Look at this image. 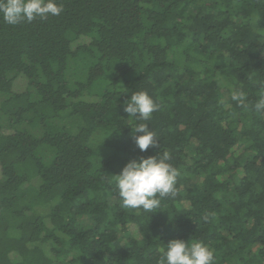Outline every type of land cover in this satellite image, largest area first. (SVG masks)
Listing matches in <instances>:
<instances>
[{
    "label": "trees",
    "instance_id": "trees-1",
    "mask_svg": "<svg viewBox=\"0 0 264 264\" xmlns=\"http://www.w3.org/2000/svg\"><path fill=\"white\" fill-rule=\"evenodd\" d=\"M56 2L0 18V264H160L172 239L264 264V0ZM142 90L149 121L123 111ZM138 123L157 147L138 150ZM164 152L176 195L125 208L111 175Z\"/></svg>",
    "mask_w": 264,
    "mask_h": 264
},
{
    "label": "clouds",
    "instance_id": "clouds-1",
    "mask_svg": "<svg viewBox=\"0 0 264 264\" xmlns=\"http://www.w3.org/2000/svg\"><path fill=\"white\" fill-rule=\"evenodd\" d=\"M63 11V5L56 0H0V18L9 25L31 23L37 18L46 20L50 16H59ZM261 87L264 89V85ZM232 99L243 104L245 93H234ZM254 108L257 112H264V91ZM159 109L160 104L143 90L132 93L123 101V111L137 121H149ZM132 130L133 142L141 153L159 145L156 133L147 123H138ZM170 160L167 152L139 156L127 161L119 174L111 175L122 205L151 213L160 207L161 199L174 197L179 172L169 163ZM160 264H214V252L203 242L189 245L185 240L172 239L166 244Z\"/></svg>",
    "mask_w": 264,
    "mask_h": 264
},
{
    "label": "rangeland",
    "instance_id": "rangeland-1",
    "mask_svg": "<svg viewBox=\"0 0 264 264\" xmlns=\"http://www.w3.org/2000/svg\"><path fill=\"white\" fill-rule=\"evenodd\" d=\"M25 86V80L23 78H20L17 80L13 86L14 91H21L24 89ZM83 220V218H81ZM83 223H85V220H83Z\"/></svg>",
    "mask_w": 264,
    "mask_h": 264
}]
</instances>
